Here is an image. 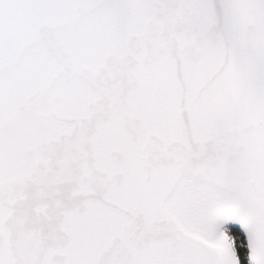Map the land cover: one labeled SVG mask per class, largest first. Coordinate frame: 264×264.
<instances>
[{"label": "snow or ice", "instance_id": "snow-or-ice-1", "mask_svg": "<svg viewBox=\"0 0 264 264\" xmlns=\"http://www.w3.org/2000/svg\"><path fill=\"white\" fill-rule=\"evenodd\" d=\"M0 264H264V0H0Z\"/></svg>", "mask_w": 264, "mask_h": 264}]
</instances>
